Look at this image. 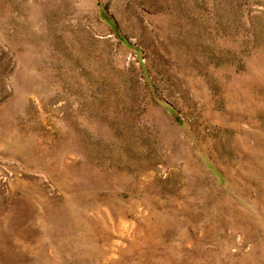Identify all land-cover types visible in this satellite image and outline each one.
Here are the masks:
<instances>
[{"label":"rangeland","instance_id":"obj_1","mask_svg":"<svg viewBox=\"0 0 264 264\" xmlns=\"http://www.w3.org/2000/svg\"><path fill=\"white\" fill-rule=\"evenodd\" d=\"M0 264H264V0H0Z\"/></svg>","mask_w":264,"mask_h":264}]
</instances>
